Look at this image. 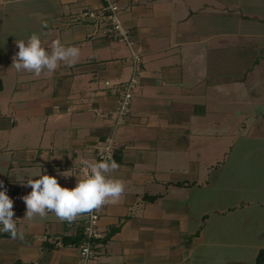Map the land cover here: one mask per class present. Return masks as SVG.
<instances>
[{
	"label": "crops",
	"instance_id": "obj_1",
	"mask_svg": "<svg viewBox=\"0 0 264 264\" xmlns=\"http://www.w3.org/2000/svg\"><path fill=\"white\" fill-rule=\"evenodd\" d=\"M20 2L23 13L5 10ZM118 2L142 56L141 76L128 121L116 133L118 167L109 173L125 189L103 205L94 264H256L264 235L257 242L253 232L255 226L264 232V190L253 197L256 187L251 193L236 187L232 172L248 168L254 152L262 154L264 171V0ZM101 5L0 0V51L6 50L0 52V181L24 234L13 239L0 232V264L80 261L86 213L71 221L51 211L29 219L22 198L31 192L26 183L42 174L75 187L84 176L80 161L97 162V143L115 128L118 89L131 76L132 56L125 42L109 39L83 16ZM20 16L24 22L14 28L5 21ZM33 33L48 51L57 39L78 47L76 62H59L39 76L18 72L16 41ZM243 99L252 103L237 111L233 105ZM221 155H231L223 167ZM253 205L261 215L254 212V223ZM253 247L255 262L245 252Z\"/></svg>",
	"mask_w": 264,
	"mask_h": 264
},
{
	"label": "clouds",
	"instance_id": "obj_2",
	"mask_svg": "<svg viewBox=\"0 0 264 264\" xmlns=\"http://www.w3.org/2000/svg\"><path fill=\"white\" fill-rule=\"evenodd\" d=\"M46 23V22H45ZM16 52L12 66L19 72L26 70L36 76L44 70L54 72L59 62L72 65L79 56L80 49L76 46H65L59 39L52 42L51 50L42 46L40 35L33 33L25 42L16 41ZM87 170L83 178H77L75 187H62L56 176L42 174L36 179H30L26 185L31 192L23 196L26 204V216L31 219L35 215L45 216L54 212L61 220H73L77 214L99 209L107 202H116L124 192L125 185L120 179L113 178L109 173L118 167L115 161L104 158L98 162L87 159L80 161ZM13 199L7 194L3 181H0V232H9L13 239L18 233L14 221Z\"/></svg>",
	"mask_w": 264,
	"mask_h": 264
},
{
	"label": "built area",
	"instance_id": "obj_3",
	"mask_svg": "<svg viewBox=\"0 0 264 264\" xmlns=\"http://www.w3.org/2000/svg\"><path fill=\"white\" fill-rule=\"evenodd\" d=\"M83 16L88 21H95L104 28V35L113 41L125 42L132 56V73L129 79L122 82L118 89V102L113 111L115 116V128L111 135L99 141L96 145L97 162L110 158L113 161L116 150L115 131L119 125L126 124L131 114L132 102L138 94L140 86L142 56L135 48L131 38V31L126 27L120 16V5L118 0H102L98 10H87ZM87 170L84 169V175ZM103 205L99 209H93L86 213L84 237L78 245L80 261L78 264H94L96 250L94 241L101 237L98 231V222L102 213Z\"/></svg>",
	"mask_w": 264,
	"mask_h": 264
},
{
	"label": "rangeland",
	"instance_id": "obj_4",
	"mask_svg": "<svg viewBox=\"0 0 264 264\" xmlns=\"http://www.w3.org/2000/svg\"><path fill=\"white\" fill-rule=\"evenodd\" d=\"M25 8H26V6H24V2H20V3H18L15 6H8V7H6L5 10L6 11H9V10L16 11V9H17L20 12L22 11V13H23ZM22 20L24 22V18H22V17L21 18H19V17L18 18H9L8 17V18H6L5 21H7L8 23L14 22L13 24H11V28H14L15 22H19V21H22ZM0 25H1V23H0ZM17 31L19 32L20 30L17 29ZM0 52L4 56L6 55V50L3 49ZM16 52H18V51H15V54H16ZM140 70H141V66H140ZM258 98H259V96H258ZM262 98H264V94H263ZM238 101L239 102L237 104L233 105V107H237V109H236L237 111H241V110L246 111V107L249 106V105H251L250 103H252L251 101H248L247 99L238 100ZM122 125H124V124H122ZM120 127H122V126L119 125L117 127V129L115 131V137H117L116 133L118 132V129ZM112 132H113V130H112ZM112 132H111V134H112ZM241 136L244 137V138L246 137V136H244V134H242V135L240 134V137ZM244 138L243 139H238L237 142H236V146L237 145L238 146L244 145V142L246 140ZM254 153L255 154H258V155L256 156V158H253L252 157V161L253 162H250L251 163L250 165L246 162L247 165H248V168H246V167H239V168L236 167V170L237 171L234 169V171L232 172V176L234 178L232 180V184H235L236 187L237 186H244V187H246L249 190L248 192H250V193H251V190H253V188L256 187L252 191L253 192V194H252L253 197L259 195L261 193V191H262V188L264 190V171H261V167H260V164L262 162L261 159L263 158V156H262L261 153H257V152H254ZM238 154H241V151ZM220 157H221V161H222V163H220V166L223 167V166H225L223 164L224 163V160L225 159L226 160H230L231 155H230V157H229V155H227L226 157H223L221 155ZM234 180H235V183H234ZM252 186H254V187H252ZM259 196H261V195H259ZM263 197H264V194H263ZM254 202H256V201H254ZM255 204H258V203H255ZM251 211H252L253 215H251L250 217H251L252 222L254 223L255 222L254 217H255L256 214H257V217H261V215H260V207L258 208L257 206L253 205L252 208H251ZM254 212H257V213L254 214ZM262 230H261L262 233L261 232L259 233V231L257 230V227L255 226V228H254L253 239H256L257 242L259 241L258 239L260 238V236L264 235V232ZM227 249H229V248H227ZM228 251L229 250H227L226 252H228ZM235 251L239 252V249H233V248H231V253L232 254H234ZM256 251H258V249L256 250V249H254V247L251 248L250 250L247 248V250L245 251L248 256H249V252H250V256H252L254 262H255V257H256V255H255ZM242 252H244V250H242Z\"/></svg>",
	"mask_w": 264,
	"mask_h": 264
},
{
	"label": "trees",
	"instance_id": "obj_5",
	"mask_svg": "<svg viewBox=\"0 0 264 264\" xmlns=\"http://www.w3.org/2000/svg\"><path fill=\"white\" fill-rule=\"evenodd\" d=\"M263 263H264V249H261L257 256L256 264H263ZM17 264H22V263L20 262Z\"/></svg>",
	"mask_w": 264,
	"mask_h": 264
}]
</instances>
